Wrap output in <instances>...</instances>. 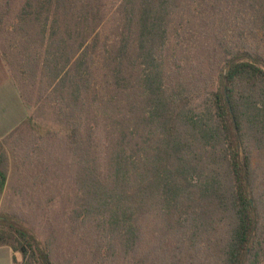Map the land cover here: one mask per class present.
Masks as SVG:
<instances>
[{"label": "trees", "instance_id": "obj_1", "mask_svg": "<svg viewBox=\"0 0 264 264\" xmlns=\"http://www.w3.org/2000/svg\"><path fill=\"white\" fill-rule=\"evenodd\" d=\"M8 1L0 36L12 24L20 76L42 74L50 137L63 132L74 159L71 219L86 229L85 262L263 264L260 47L225 48L200 95L201 76L178 69L172 45L184 0H24L11 24ZM236 1L264 32V0ZM19 127L37 131L40 121L31 115ZM63 245L0 214V246L22 264H70Z\"/></svg>", "mask_w": 264, "mask_h": 264}, {"label": "rangeland", "instance_id": "obj_2", "mask_svg": "<svg viewBox=\"0 0 264 264\" xmlns=\"http://www.w3.org/2000/svg\"><path fill=\"white\" fill-rule=\"evenodd\" d=\"M8 2L0 0V7H6ZM10 2L8 14L11 24L15 22L24 0ZM184 2L182 19L172 45L176 49L178 69L184 70L186 75L201 76L200 95L205 94V79H213L223 68L225 48L260 47L264 56V32L255 30L248 23L251 21L248 9L236 0ZM11 25L6 27L8 33L5 38L0 36V46L7 53L10 70L26 100L30 116H37L40 127L37 131L19 127L0 143V163L4 161L1 169L8 177L6 189L0 194V214H17L19 221L28 229L37 231L42 241L54 242L57 246L63 243L61 254L64 261L69 259L70 264H88L80 247L86 240L83 233L86 229L81 227V221L78 226L71 219L72 201L77 193L74 159L67 150L63 132L50 137L54 122L47 108L49 105L44 104L43 107L42 104L46 86L42 74L31 77L28 82L20 76L19 67L24 55L19 36ZM201 101H196L198 106ZM256 168L260 177V195L264 196V158L261 156L256 159ZM19 256L20 260L14 264L23 263L21 253ZM196 263L211 262L201 257Z\"/></svg>", "mask_w": 264, "mask_h": 264}, {"label": "crops", "instance_id": "obj_3", "mask_svg": "<svg viewBox=\"0 0 264 264\" xmlns=\"http://www.w3.org/2000/svg\"><path fill=\"white\" fill-rule=\"evenodd\" d=\"M29 116L30 110L10 70L7 53L0 46V143ZM15 260H20L18 252L10 246H0V264H14Z\"/></svg>", "mask_w": 264, "mask_h": 264}]
</instances>
